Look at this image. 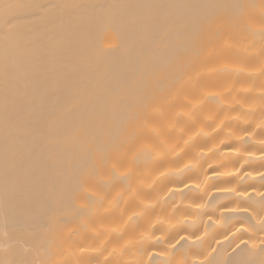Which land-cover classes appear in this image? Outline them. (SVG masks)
Wrapping results in <instances>:
<instances>
[{"label":"bare ground","instance_id":"6f19581e","mask_svg":"<svg viewBox=\"0 0 264 264\" xmlns=\"http://www.w3.org/2000/svg\"><path fill=\"white\" fill-rule=\"evenodd\" d=\"M0 264H264V0H0Z\"/></svg>","mask_w":264,"mask_h":264}]
</instances>
